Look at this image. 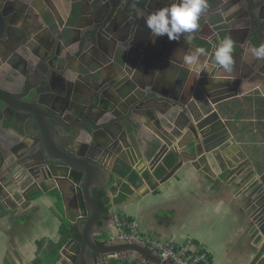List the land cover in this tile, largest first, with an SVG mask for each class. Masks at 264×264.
<instances>
[{"label":"water","instance_id":"obj_1","mask_svg":"<svg viewBox=\"0 0 264 264\" xmlns=\"http://www.w3.org/2000/svg\"><path fill=\"white\" fill-rule=\"evenodd\" d=\"M73 1L76 0H71V10L75 7ZM103 1L84 0L85 3H96L97 17L85 24L77 21L73 28L55 34V39L62 42L59 48L48 50L43 47L42 50L35 36L19 39L23 49L30 42V48L24 49L30 57L23 66L17 65L16 73L9 71L0 75V116L9 111L23 132L18 133L20 137L10 147L5 146L0 138V195L4 193V198L9 197L14 189H21L27 183H30V188L38 184L43 189L48 184L59 185L60 191L70 197L73 216H69L68 220L70 226L76 229L75 233L71 228L69 239L75 244V253L63 260L65 264H94L107 256L127 253L141 256L147 264H173L160 260L138 244L98 243L97 237L109 230V219L102 213L93 191L98 188L109 192V184L118 174L116 169L133 165L130 162L133 153L143 160L140 166L143 167L147 157L146 144L151 149L160 144L155 136L154 141L148 143L147 138L153 137L149 129L162 133L164 126H168L173 119L164 108L181 112V116L187 118L185 127L195 135L187 143L192 160L205 163L208 158H216L222 164V173L226 172L229 176L237 173V177H241L247 167L241 169L242 161L224 156L223 152L236 142L214 106L223 99L243 95L258 86L264 80V67L258 61L250 73L238 75L236 94H230V86H227L223 98L218 97V88L208 93L203 88L202 79L197 80L196 86L203 90L207 98L209 96L213 106L207 112L199 108L191 114L185 102L176 101V98L160 90L154 79L173 55L180 50L187 53V50L196 47L182 37L171 40L166 34L156 37L153 42L150 29L142 17V13L167 6L170 0H161L158 4L155 0H106V4L99 7L98 3L103 4ZM232 1L208 0L207 12L218 16L219 20L208 22V15L203 12L199 22L203 25L204 21L208 22L213 32L207 40H220L227 29L236 28L243 29L248 45H252V34L260 35L264 40V0ZM49 3L50 0H6L0 4V51L5 50L2 42L6 35L13 31L10 27H17L21 18L26 21L31 19L33 9L38 6L50 12ZM245 4L246 9L239 8ZM11 10L19 12V19L15 20ZM226 11H229L227 16L224 15ZM246 42H239L238 49ZM74 45L76 48L73 49ZM133 49L142 63H150L146 67V71L149 70L146 85L141 84L138 78L128 80L124 76ZM71 54L76 57L90 55L95 65L110 68L115 79L101 74L83 81L78 80L79 75L65 76L59 67L63 64L70 67ZM6 55L4 53V58ZM81 60L80 74L92 67ZM17 61L16 58L13 63ZM104 70L107 68L100 69ZM144 74L146 76V72ZM199 77L203 78L204 73L201 72ZM138 89L143 91V96L135 94H138ZM129 95L137 96L139 101L129 105L127 113L123 114L120 100ZM145 139L146 144L143 143ZM106 155L116 157L111 167L102 160V156ZM246 194L253 198L260 192ZM257 210V218L264 219V206ZM63 249L60 251L62 255ZM256 264H264V251Z\"/></svg>","mask_w":264,"mask_h":264},{"label":"crops","instance_id":"obj_2","mask_svg":"<svg viewBox=\"0 0 264 264\" xmlns=\"http://www.w3.org/2000/svg\"><path fill=\"white\" fill-rule=\"evenodd\" d=\"M73 3V10L71 0H50V12L41 6L33 9L34 15L26 21V25L33 36L40 40L42 50L43 47L52 49L56 42L55 34L73 28L77 21L82 20L80 22L85 24L97 17L96 3H85L84 0ZM105 4L98 3V6ZM246 6L239 8L246 9ZM205 14L208 15V22L219 20L218 16L207 10ZM228 14L229 11L224 13L225 16ZM208 22L204 21V25L198 22V30L190 34V42L185 35L181 36L196 48L206 50L207 54L200 58L202 64L208 65L207 71H202L204 77H199L201 71L197 66L190 67L184 63V56L192 51L189 49L187 53L180 50L173 55L154 79L160 90L176 98V101L185 102L191 114L199 108L207 112L213 106L209 96L207 98L203 90L196 86L197 80L202 79L203 88L208 93L218 88L219 98H223L227 86H230V94L235 95L237 76L250 73L254 63L258 62L247 51L250 45L243 29H227L221 38L230 36L233 39L235 63L233 71L226 73L214 62L213 52L221 39L212 42L207 40L213 36ZM251 39L252 45L264 43L263 38L257 34H252ZM244 41L247 42L238 49L239 42ZM136 55L133 49L130 62L125 68V76L129 78L134 74L141 84L146 85L149 81V70L146 71V67L150 63L143 64ZM71 60L70 67L66 64L59 67L64 75H79L78 80L83 81L91 79L94 77L91 75L98 72L99 67L90 55L83 57V60L93 66L81 74L80 56H71ZM259 64L263 68L264 60ZM109 69L98 74L112 80L115 74ZM138 91L135 94L141 96L143 91ZM136 100L137 96L134 95L120 100L123 114ZM214 109L227 123L236 142L223 152L224 156L230 159L233 156L242 161L241 169L247 167L241 177H237V173L232 176L222 173V164L216 158H208L205 163L192 160L187 143L195 135L185 127L187 118L181 116V112L175 113L164 108L173 117L172 121L164 126L162 133L149 129L153 137L147 138L150 143L155 136L160 144H156L154 149L147 148L145 139L143 143L146 144L147 157L144 158L143 167H140L143 160L133 153L130 156L133 165L120 168V173L109 184L108 214L114 210L128 219L136 220L141 233L156 239L174 238L177 243L193 241L209 254L211 264H256L264 251V219L257 218V208L264 206V80L243 95L223 99ZM14 121L13 115L0 117V138L7 147L20 137L18 133L23 132L22 127ZM169 156L175 159L171 168L164 162L165 157ZM115 158L114 155L102 156L109 167ZM124 172L127 174L123 175ZM29 185L27 183L21 185V189H14L9 197L4 198V193L0 195V264H65L63 260L75 253V244L69 241L71 224L68 217L73 216L68 200L70 197L60 191L59 185L48 184L44 189L38 184L32 188ZM252 191L260 194L248 197L246 193ZM259 195L261 197L258 200ZM109 228L114 230L110 223ZM62 247L63 255L60 254ZM110 260L99 264H106Z\"/></svg>","mask_w":264,"mask_h":264},{"label":"clouds","instance_id":"obj_3","mask_svg":"<svg viewBox=\"0 0 264 264\" xmlns=\"http://www.w3.org/2000/svg\"><path fill=\"white\" fill-rule=\"evenodd\" d=\"M208 8V0H170L167 6L142 13L147 27L150 29L153 42L155 38L167 35L171 40H180L182 35L191 41L190 34L196 32L203 12ZM233 39L225 36L220 40L213 52L214 62L226 73L233 71L235 63L233 56ZM247 51L255 60H264V43L250 45ZM206 50L197 47L184 56V63L188 66H197L200 71H207L208 65L202 64L201 56L206 55Z\"/></svg>","mask_w":264,"mask_h":264},{"label":"built area","instance_id":"obj_4","mask_svg":"<svg viewBox=\"0 0 264 264\" xmlns=\"http://www.w3.org/2000/svg\"><path fill=\"white\" fill-rule=\"evenodd\" d=\"M111 220L117 230L116 240L120 242L140 243L146 245L162 260L174 264H211L209 254L195 245L193 241L179 245L174 238L155 240L142 236L138 231V224L135 221L120 219L117 214L111 215ZM130 264V263H129Z\"/></svg>","mask_w":264,"mask_h":264},{"label":"flooded vegetation","instance_id":"obj_5","mask_svg":"<svg viewBox=\"0 0 264 264\" xmlns=\"http://www.w3.org/2000/svg\"><path fill=\"white\" fill-rule=\"evenodd\" d=\"M121 1H126V0H121ZM160 1L161 0H155V2L157 4ZM4 2H6V0H0V4H3ZM113 2H115V0ZM156 3H154V4H156ZM16 12H13L11 10V14H12V16H14L15 20L19 17V12L18 13H16ZM245 14L246 13H244V15ZM10 19H11V17H10ZM18 24L19 25L17 27H14V26L10 27L11 29L13 28V31H11V29H10V31H11L10 35H6L4 42H2V45L4 46L5 50L0 51V75L4 74L6 72H9V71L16 73L18 71L15 69L17 67V65L23 66L28 61V59L30 57V55L25 54L26 48L27 49L30 48V42L28 43V46L24 48L25 49L24 50L21 47V44L19 43V39L23 38V37L33 38V32L29 29L28 24L26 25V20H23L21 18V20L19 21ZM18 27H20V28H18ZM36 39H37V42L40 43V40L38 39V37H36ZM55 40H56V42L52 45V48H59L62 42L59 39H55ZM15 46H18V48H16ZM37 48H39V47H37ZM74 48H76V45H74L73 49ZM4 53H5V55L7 54L6 58H4ZM16 58L18 59L17 63H13V61ZM5 84L7 85V83H5ZM5 114L11 115V113L8 111V112H4V114L1 115L0 117L2 118Z\"/></svg>","mask_w":264,"mask_h":264},{"label":"bare ground","instance_id":"obj_6","mask_svg":"<svg viewBox=\"0 0 264 264\" xmlns=\"http://www.w3.org/2000/svg\"><path fill=\"white\" fill-rule=\"evenodd\" d=\"M106 2V0L105 1H103V3H105ZM71 56L73 57V56H75V55H72L71 54ZM76 57V56H75ZM83 57H85L84 56V54L81 56L80 55V59H83ZM77 58V57H76ZM78 58H79V55H78ZM72 61V60H71ZM91 65V64H90ZM93 66V65H92ZM96 66H98V65H96ZM99 68L97 69L98 70V72H100L101 73V71H100V69L101 68H107L108 69V67L106 66V67H100V66H98ZM98 72L97 73H94V74H92L91 76H94L95 74H98ZM71 76V75H70ZM77 76V75H76ZM125 76V75H124ZM72 77V76H71ZM134 77V74H132L129 78L127 77V76H125V78L126 79H128V80H133V79H135V77ZM136 78H138V76L136 77ZM117 170V172H118V174L120 173V168H117L116 169ZM117 174V175H118ZM95 189H98V188H95ZM94 189V190H95ZM103 213V212H102ZM112 214H117L118 215V217L120 218V219H123V220H126V221H135L137 224H138V222L136 221V220H132V219H128L127 217H125V216H122V215H120L117 211H111L110 212V214H107V215H105V216H107L108 217V219H109V223L112 225V228L114 229V230H112L111 231V229L109 228V230L104 234V235H102V236H98L97 237V242L98 243H107V242H109V243H129V242H120V241H118V240H116L115 238H116V235H118L119 233H120V231L119 230H117V228L115 227V225H114V223L112 222V220H111V215ZM70 228V234H71V228H73V230L72 231H75V233H76V229H75V226L74 227H69ZM138 231H139V233L142 235V236H145V237H149V238H151V239H155V240H160V239H156V238H153L152 236H150V235H147V234H144V233H141L140 232V230H139V224H138ZM78 235V234H77ZM106 236V237H105ZM77 237V236H76ZM80 237H77V239H79ZM189 240H185L184 242H182V243H178L179 245H182V244H185V243H187ZM132 244H138V245H140V246H143V247H145V248H147L150 252H152L154 255H156L160 260H162L157 254H155L151 249H149L146 245H143V244H140V243H132ZM107 259H111V260H116V261H118L119 262V264H147L146 262H145V260L141 257V256H139V255H137V254H131V253H127V254H123V255H118V256H116V255H112V256H110V257H106V258H104V260L103 261H99V262H97V263H94V264H99L100 262H104L105 260H107ZM162 261H165V260H162ZM166 262H170V261H166ZM171 263H173V262H171ZM174 264V263H173Z\"/></svg>","mask_w":264,"mask_h":264},{"label":"trees","instance_id":"obj_7","mask_svg":"<svg viewBox=\"0 0 264 264\" xmlns=\"http://www.w3.org/2000/svg\"><path fill=\"white\" fill-rule=\"evenodd\" d=\"M167 157H165L164 162L168 168H171L175 164V159L172 156H169V158ZM126 174L127 172L123 173V175ZM93 194L96 202L100 206L101 211L103 212V214L107 215L109 211V197L107 195V192L104 189H95L93 191ZM63 226L65 225L63 224ZM77 237H79V235H77ZM106 264H119V262H117L116 260H110Z\"/></svg>","mask_w":264,"mask_h":264},{"label":"rangeland","instance_id":"obj_8","mask_svg":"<svg viewBox=\"0 0 264 264\" xmlns=\"http://www.w3.org/2000/svg\"><path fill=\"white\" fill-rule=\"evenodd\" d=\"M106 237V236H105Z\"/></svg>","mask_w":264,"mask_h":264}]
</instances>
